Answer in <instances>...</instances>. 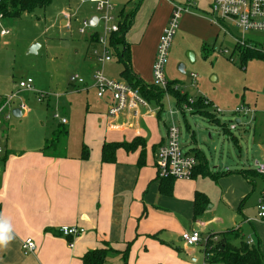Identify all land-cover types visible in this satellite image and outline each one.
I'll list each match as a JSON object with an SVG mask.
<instances>
[{
  "label": "crops",
  "instance_id": "obj_1",
  "mask_svg": "<svg viewBox=\"0 0 264 264\" xmlns=\"http://www.w3.org/2000/svg\"><path fill=\"white\" fill-rule=\"evenodd\" d=\"M212 2L213 0L115 1L121 22L123 11L128 12L138 7L133 24L125 35V42L129 47L130 69L134 77L145 85L153 84V65L157 50L176 5L188 10L181 18L179 31L185 37L196 40V45L183 41L176 43L171 60L174 59L179 65L183 61L180 51L192 55L194 62L200 44L202 51L208 53L210 44L215 47L222 33L225 36L229 35L234 41L238 39L233 33L237 30L235 27L229 26L230 33H226L211 19L212 16L208 13ZM93 17H99V14ZM63 23L66 25V22ZM101 31L102 24L99 23L86 34L90 48L94 49L96 44L93 35H98ZM114 54L115 51L111 48L112 57ZM112 63L113 59L104 65L105 76L116 80L115 75L117 77L119 75L120 82L126 81L122 76L123 65L121 64V70L117 75ZM83 68L80 76L85 80V84H78V88L73 92L75 97L72 96L68 106L63 108L64 112L66 110L68 113L60 117L62 128L60 131L70 140L75 131L74 122L76 123V120L84 115V127L79 128L83 140L78 148L77 145L74 148L69 146L62 151L60 140L55 137L39 141H31L25 137L23 144L9 147L10 115H13V111L24 103L22 102L20 106L15 105L13 101L16 98L7 111L8 117L1 120L0 146L3 151L0 153V227L9 226L13 239L6 247L0 248V264H83L82 258L86 253L106 247L118 253L127 250L128 261L129 247L124 250L123 245L139 241L141 236L150 240L160 233L155 224L164 217L165 213L160 207L163 204L162 199L169 196L160 192L161 181L158 179L157 169L158 150L165 143L167 128L171 124L170 121L165 122L164 132L160 128V115L165 111L164 106L159 105L163 110L160 109L159 112L152 114L148 109H142L143 115L139 119L126 115L110 117L106 99L97 97L102 100L103 105L94 109L85 96L91 90H95L93 76L98 69L96 59ZM185 68L184 66V73H180L185 74ZM199 78L198 76L195 85L191 79L192 88L196 89ZM181 87L184 91V85ZM0 98L6 97L0 96ZM170 98L172 97L170 96L169 100ZM84 99L85 105L83 102H80L81 105L77 103L78 100ZM76 105H80L78 110ZM152 105V110L158 109L157 103H151ZM29 114L28 108L26 111L21 109L20 113L16 112L17 118L22 119ZM62 120H66V123H62ZM236 123H241L240 128L245 126L241 119H236ZM64 127H68L67 132ZM104 144H132L134 150L119 148L116 151L115 162L109 163L102 160ZM190 144L188 151L194 155L192 151L197 150L206 161L203 169L196 174L195 182L198 176L211 172V168L207 156L192 135ZM85 154L87 158L84 157ZM213 168L216 169V178L235 173L228 168L226 171L221 170L219 166ZM253 171L257 172L256 169ZM225 172L232 173L223 174ZM241 185L246 191L242 182ZM193 189L196 190L184 196L187 199V206H192L194 213L195 193L200 192L206 196L207 194L199 191L201 188H196V185ZM243 223L251 226L257 223V226L264 230V221L258 219V212L256 220L245 218ZM73 226L84 228L85 234L75 239L63 238L59 234L61 227ZM206 226L205 223L197 224L201 229ZM235 229L242 230V225ZM193 230L199 231L193 227L188 232ZM220 233L209 234L207 239L213 234ZM200 234L202 235L201 232ZM256 235L257 242L253 241L252 237L247 242L251 245L261 244L264 251L263 235L259 232L258 234L256 232ZM29 238L36 244V252L32 255H24L21 244ZM180 240L182 241V236ZM70 243H73V248L70 247ZM186 247L190 248V246ZM109 259L121 261L122 257L120 254L111 253L108 262Z\"/></svg>",
  "mask_w": 264,
  "mask_h": 264
},
{
  "label": "rangeland",
  "instance_id": "obj_2",
  "mask_svg": "<svg viewBox=\"0 0 264 264\" xmlns=\"http://www.w3.org/2000/svg\"><path fill=\"white\" fill-rule=\"evenodd\" d=\"M96 14L95 5L89 2L82 4L72 0H52L46 7L38 6L28 12L20 11L19 15H6L0 19V96L7 98L15 94L19 91V83L29 78L34 81L35 89L33 92L21 91L13 101L18 106L24 102L30 114L23 119L10 115L9 147L23 144L25 137L31 141L55 137L60 140L62 151L69 146L74 148L77 145L78 148L81 145L83 135L79 128L84 127V115L74 122L75 131L70 140L60 131V117L68 113L63 108L68 106L69 99L78 88V84H71V77L80 76L83 67L95 59L87 35H82L79 30L84 21ZM68 16L71 17V27L63 25ZM2 31L9 34L2 36ZM87 32H91V29H87ZM233 33L238 38L252 41L254 46L256 44L259 47H256L258 50L264 48V32L243 33L237 29ZM180 41L196 45L195 38L185 37L178 29L170 49L166 75L171 82L184 85L185 93L194 98V105L197 104V98L203 97L199 112L204 113L211 104L225 111L227 114L218 117L228 129L235 122V117L230 114L236 108L248 105L255 110L256 117H241L245 126L224 134L220 126L209 122L204 116L187 112L183 117L173 97L169 101H163L165 111L160 115L161 130L164 132L165 122L170 120L169 112L172 110L181 132L183 151L190 149L192 135L207 156L211 172L198 176L195 182L194 178L176 181L173 195L162 199L160 208L165 215L155 224L160 233L150 240L141 236L139 241L122 246L124 250L129 247L127 264H205L204 241L208 235L234 230L240 225L244 240L252 237L256 241V232L262 234L264 239V230L257 223L252 226L243 223L245 218H257L256 203L264 192V174L247 180L240 171H235H253L256 169V162L264 165V60L244 56L235 48V41L222 33L215 47L210 44L208 53L202 51V45H199L194 62L188 57L189 53L180 51L183 59L181 64L186 67L185 74H182L178 70L179 64L174 59L171 60L176 43ZM33 45H37L36 53L29 52ZM119 50L122 51V47ZM111 65L118 75L121 62L115 54ZM191 73L200 77L196 89L191 87ZM114 79L121 80L119 75H115ZM184 91L183 87L178 90L181 95H185ZM40 95L43 97L39 102ZM85 96L94 109L103 105L95 90ZM80 102L86 104L85 99L77 101L79 104ZM80 105H76L77 110ZM184 105L191 106L190 103H183L182 106ZM209 111L212 113V109ZM55 114L59 118H54ZM64 128L67 132L68 127ZM214 166H219L224 171L228 168L235 173L216 178ZM195 185L196 188H201L197 190L207 194L209 201L197 217L194 216L192 206H187L184 196L194 192ZM198 223H205L207 226L201 229L197 227ZM193 227L202 233L204 241L187 248L180 237ZM111 253L110 250L109 254ZM107 264L125 263L109 259Z\"/></svg>",
  "mask_w": 264,
  "mask_h": 264
},
{
  "label": "built area",
  "instance_id": "obj_3",
  "mask_svg": "<svg viewBox=\"0 0 264 264\" xmlns=\"http://www.w3.org/2000/svg\"><path fill=\"white\" fill-rule=\"evenodd\" d=\"M4 0H0V5ZM81 3H92L96 7V11L99 14L97 17V23L93 26L90 20L83 22L82 28L79 32L82 35H86L87 29L96 27L99 23L102 24V31L97 35L95 47L93 49V56L96 59L98 69L93 76V88L96 91V95L99 99H106L108 102V114L110 117H119L126 115L133 119H139L143 114L142 109H148L149 113L159 112L158 109H151V103L146 100L140 92L130 86L127 83L109 79L105 76L103 67L107 63L111 62L113 57L111 55L110 37L118 33L120 30L121 18L117 15V4L115 1L120 0H74ZM132 1V0H131ZM187 11L183 6L176 5L173 8L168 28L165 30L164 35L160 41L156 59L153 65V86L160 88L166 92V99L169 100V81L166 76V65L174 37L179 29V24L182 18V14ZM211 19L217 23L226 33H230L229 26H233L243 33L247 32H264V0H213L210 8ZM4 16L3 12H0V19ZM65 26L71 27V17L68 16ZM9 32L2 31V36L8 35ZM95 36V35H93ZM236 46L241 48H252L254 50L258 47L254 46L252 41H246L244 38L235 39ZM259 48V47H258ZM264 54V48L258 50ZM232 60V59H231ZM198 75L191 74L193 85L196 84ZM71 83L84 85L85 80L79 76L74 75L71 77ZM21 91H35L34 81L27 79L19 83V91L8 97L6 103L0 108V137L2 136V118H6L8 109L12 101L19 95ZM43 95H40L39 101ZM209 101L207 100V103ZM188 103L190 105H184L179 110L183 117L188 112L194 113L192 105L195 104L194 98H190ZM20 109L26 111L27 107L23 104ZM212 114L215 116H221L227 114L225 111L211 106ZM231 116L235 117V122L231 124L229 130H237L241 123H236V119L245 117L247 119H255V110L248 105H243L239 108L231 111ZM8 117V116H7ZM170 125L167 128L165 143L160 146L158 150L157 169L160 179H175V180H190L193 177V173L198 163L193 154L189 151H183L181 144V132L175 122V114L172 110L169 112ZM54 118H59L58 114H55ZM62 123H66V120H62ZM0 146V153H2ZM257 172L264 174V165L259 163L255 164ZM258 219L264 221V194L261 195L257 203ZM1 221V220H0ZM202 225V224H201ZM203 226V225H202ZM86 230L81 227H61L59 234L63 238L75 239L84 235ZM182 241L187 246H195L200 244L203 239L199 231L193 230L186 232L182 235ZM70 247L73 248V243H70ZM21 249L24 255H32L36 252V244L33 239H26L21 244Z\"/></svg>",
  "mask_w": 264,
  "mask_h": 264
},
{
  "label": "trees",
  "instance_id": "obj_4",
  "mask_svg": "<svg viewBox=\"0 0 264 264\" xmlns=\"http://www.w3.org/2000/svg\"><path fill=\"white\" fill-rule=\"evenodd\" d=\"M52 0H4L3 3L0 5V12L4 13V16L8 15H19L21 12H28L35 7L41 6L46 7L51 3ZM138 7L134 10L130 11H123L122 12V22L120 24V30L118 33L113 34L110 37V46L114 49L115 54L121 64L123 65L122 76L126 81L127 84L132 86L133 88L137 89L140 94L148 100L150 103H157L161 107H163V101L166 97V92L161 90L158 87L153 85H145L140 80H137L134 77L133 72L130 69V54H129V47L126 45L125 42V35L130 30L133 20L137 14ZM210 14V12L208 13ZM93 40L96 42L97 35L92 37ZM122 47L123 50L120 51L119 48ZM244 56H248L251 58H259L264 60V54L259 52L258 50H254L252 48H241L236 46ZM183 85H179L178 82H171L169 81V88L167 93L177 101V105L179 108L182 107L183 103H188L190 96L185 93V95H181L178 90ZM6 98H0V108L6 103ZM203 97L197 98V104L192 106L194 108L193 114H198L200 116H204L209 119V122L220 126L226 134H230V130L223 126L220 120L211 113V105L210 107H206L208 110L204 111V113L199 112V106H202ZM204 106V105H203ZM163 110V108H162ZM162 112V111H161ZM160 112V113H161ZM234 141H237L234 138ZM163 145V144H162ZM161 145V146H162ZM126 148L129 151L134 150V146L132 144H104L102 148V160L104 162H115L116 158V151L119 148ZM195 155L197 160V167L193 173V177H196V174L203 169L205 165V160L201 157V153L197 152V150L192 151ZM87 158V154L84 155ZM240 173L249 180L252 176H258V174L252 170H238ZM233 172V171H232ZM232 172H225L223 174H230ZM254 173L253 175L249 173ZM234 173V172H233ZM208 175V174H205ZM264 177V175H263ZM158 179L159 176H158ZM160 192L164 195L171 196L173 193V186L175 183V179H160ZM208 198L205 194L197 192L195 193L194 197V216H199L205 206L208 205ZM107 246V245H105ZM96 249L89 251L84 255L82 258L83 264H107L109 258V251L111 250L112 253L120 254L122 260L127 262L128 251L125 252H115L112 249ZM204 255H205V263L206 264H264V254L261 248V244H249L246 240L243 239L242 233L240 229L229 230L224 233L220 234H213L209 236L205 243L204 247Z\"/></svg>",
  "mask_w": 264,
  "mask_h": 264
},
{
  "label": "clouds",
  "instance_id": "obj_5",
  "mask_svg": "<svg viewBox=\"0 0 264 264\" xmlns=\"http://www.w3.org/2000/svg\"><path fill=\"white\" fill-rule=\"evenodd\" d=\"M12 239L10 227H0V248L6 247Z\"/></svg>",
  "mask_w": 264,
  "mask_h": 264
},
{
  "label": "water",
  "instance_id": "obj_6",
  "mask_svg": "<svg viewBox=\"0 0 264 264\" xmlns=\"http://www.w3.org/2000/svg\"><path fill=\"white\" fill-rule=\"evenodd\" d=\"M90 23L92 24V25H96V23H97V17H93L91 20H90ZM64 25H65V23H63ZM36 48H37V45H33L32 47H31V49H30V53H36ZM188 57L190 58V60L192 61L193 60V56L192 55H188ZM178 69H179V71L180 72H182V73H184V65L183 64H180L179 66H178ZM16 112H21V109L20 108H18V109H16L15 111H13V115L15 116V117H17L16 116ZM238 122V121H237Z\"/></svg>",
  "mask_w": 264,
  "mask_h": 264
}]
</instances>
